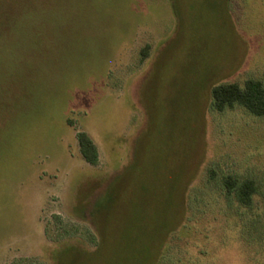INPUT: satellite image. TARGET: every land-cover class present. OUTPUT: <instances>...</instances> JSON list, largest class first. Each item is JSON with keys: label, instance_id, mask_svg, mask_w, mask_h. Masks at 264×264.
<instances>
[{"label": "rangeland", "instance_id": "rangeland-1", "mask_svg": "<svg viewBox=\"0 0 264 264\" xmlns=\"http://www.w3.org/2000/svg\"><path fill=\"white\" fill-rule=\"evenodd\" d=\"M26 6L0 21V264H264V116L210 96L264 86V0Z\"/></svg>", "mask_w": 264, "mask_h": 264}, {"label": "trees", "instance_id": "trees-1", "mask_svg": "<svg viewBox=\"0 0 264 264\" xmlns=\"http://www.w3.org/2000/svg\"><path fill=\"white\" fill-rule=\"evenodd\" d=\"M35 2L37 0H0V9H3L0 11V21L8 19L19 21L26 18L25 12H10L5 9L18 7V4L27 5L26 7L29 8ZM210 96L211 105L217 111L239 105L252 115L264 116V86L259 80L247 79L243 85L235 82L214 85L210 90ZM76 139L85 162L91 165L96 164L98 152L92 139L84 131L77 132ZM222 184L226 195L234 193L237 200L245 206L252 203L253 194L256 191L253 179L245 178L238 182L232 175H226L222 179Z\"/></svg>", "mask_w": 264, "mask_h": 264}]
</instances>
